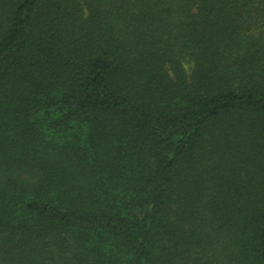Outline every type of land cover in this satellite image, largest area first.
I'll use <instances>...</instances> for the list:
<instances>
[{
  "label": "trees",
  "instance_id": "1",
  "mask_svg": "<svg viewBox=\"0 0 264 264\" xmlns=\"http://www.w3.org/2000/svg\"><path fill=\"white\" fill-rule=\"evenodd\" d=\"M0 264H264V0H0Z\"/></svg>",
  "mask_w": 264,
  "mask_h": 264
}]
</instances>
